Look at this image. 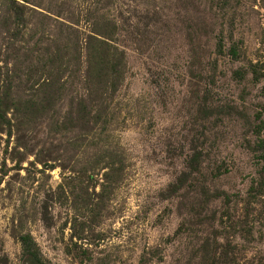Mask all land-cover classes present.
Segmentation results:
<instances>
[{
	"label": "rangeland",
	"instance_id": "rangeland-1",
	"mask_svg": "<svg viewBox=\"0 0 264 264\" xmlns=\"http://www.w3.org/2000/svg\"><path fill=\"white\" fill-rule=\"evenodd\" d=\"M30 253L264 264V0H0V264Z\"/></svg>",
	"mask_w": 264,
	"mask_h": 264
},
{
	"label": "trees",
	"instance_id": "trees-1",
	"mask_svg": "<svg viewBox=\"0 0 264 264\" xmlns=\"http://www.w3.org/2000/svg\"><path fill=\"white\" fill-rule=\"evenodd\" d=\"M194 163H195V161H194V159H193V161H191V164H190V168H191V169H193V167H194ZM30 256L33 257V258L36 260V262H37V258H36V255H35V254L30 253ZM36 264H41V263H40V262H37Z\"/></svg>",
	"mask_w": 264,
	"mask_h": 264
}]
</instances>
